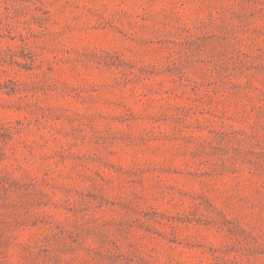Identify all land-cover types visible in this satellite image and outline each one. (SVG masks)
Instances as JSON below:
<instances>
[{
    "label": "rangeland",
    "instance_id": "rangeland-1",
    "mask_svg": "<svg viewBox=\"0 0 264 264\" xmlns=\"http://www.w3.org/2000/svg\"><path fill=\"white\" fill-rule=\"evenodd\" d=\"M0 264H264V0H0Z\"/></svg>",
    "mask_w": 264,
    "mask_h": 264
}]
</instances>
